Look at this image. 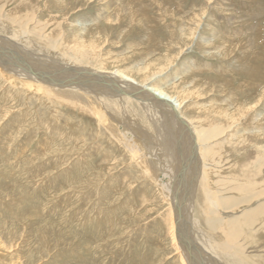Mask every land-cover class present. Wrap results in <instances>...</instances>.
<instances>
[{
	"label": "rangeland",
	"instance_id": "obj_1",
	"mask_svg": "<svg viewBox=\"0 0 264 264\" xmlns=\"http://www.w3.org/2000/svg\"><path fill=\"white\" fill-rule=\"evenodd\" d=\"M0 40V53L156 80L201 162L182 174L188 148L175 131L163 150V118L141 104L126 100V120L25 88L0 61V264H188L182 213L214 262L264 264V0H0Z\"/></svg>",
	"mask_w": 264,
	"mask_h": 264
},
{
	"label": "bare ground",
	"instance_id": "obj_2",
	"mask_svg": "<svg viewBox=\"0 0 264 264\" xmlns=\"http://www.w3.org/2000/svg\"><path fill=\"white\" fill-rule=\"evenodd\" d=\"M8 41H9V39H8ZM1 43L3 44L4 41L0 40V44ZM3 46H6V43H4ZM7 46L8 47H4V49H6V50L9 49L10 53H8L7 51L2 49L6 53H4V52L0 53V61L2 62V65L5 66L6 69H8L9 74L10 73H12V75L16 74L17 77L20 76V78L21 77L23 78V79L22 78L21 79H22V82H23V85L25 86V88L26 87H29V89L34 88V91L38 92V91H41V89H45V88H49L48 91H51L52 86H53V89L55 90V96L57 98L60 97V98L65 99L66 101H70V102L74 101L75 103H76V101L78 103H81V102L83 103V101H85V99L93 98V99L97 100L96 102L99 105H102L103 108L105 107L106 113L107 112L111 113V111L109 112L107 110V107L116 108L117 110H119L121 112L123 111L120 114H122L126 120H127L126 105L128 102L130 103V101H132V102L135 101V102L141 104L140 107H142L144 110L146 109L145 110L146 116L148 115V113H151V114H153L152 117H156L155 115L159 114V117L163 118V126L160 127V129L162 128V132L165 133L162 136V140L160 139L161 140L160 146H162V149L165 146L168 147L167 149H171L172 146L170 143L172 142L173 133L175 131H178L177 132V134H178L177 137L179 138L178 140L181 142V144H183L185 146V147L183 146L184 148H188L186 150L187 151L189 150L188 155L191 156L189 159H187V160H189V162L187 161L186 164H184V165L182 163V165H183V166H181L182 167L181 168L182 174H183V171H185L187 168L189 169V167L191 168V166H193V165H191L192 163L195 162L198 165V163L200 162L199 157H198L199 155L197 156L198 151L196 152V145H195L196 139L193 137L194 132H192V130L188 129L189 126L186 124V122L183 120V118H181L179 116L178 110L181 109V107H182L181 104H179L178 102L176 104L175 99H172L171 97H168L167 95L165 96L164 94L159 92L161 94L160 95L156 90L151 89L149 86H151L153 83H155L156 80H150V81H147L145 84H140V83L136 82L134 79H132L128 76H123L119 73L117 75L116 74H107L106 75V73H102V72L100 73V72L92 70V69L76 68V67L74 68L72 66H69L68 64L64 66L60 62L51 61V59L44 57V56H41V57L38 56L35 58H31V56H33V55H28V53L25 51V48H24V51L26 53L25 52L23 53V52H20L18 50V48H15L14 45L13 46L15 49L10 47V44ZM16 50H18V52H16ZM20 50H21V47H20ZM13 59H14V61H13ZM37 61H42L43 64H41V62L38 63ZM112 96L115 97L116 99H118V102L114 103L113 100H109L110 105L108 106V103H107L108 97H112ZM127 99L129 100L128 102H126ZM105 104L107 107L105 106ZM93 106H95V104ZM130 107L133 108V110L135 109V112H136V107H133L131 105H130ZM100 109L101 108H99V107L96 110L94 108H92V111L94 110L93 115L99 117V115L101 113ZM155 109L157 111H155ZM100 117H102L101 119H104L103 115L102 116L100 115ZM137 117H138V115H137ZM149 119L152 122V123L149 122V123H151L150 125H152V127L154 126L158 130L157 123H159V120L156 121L157 122L156 123L153 120H151V118H149ZM105 122H104V125L106 124ZM142 123H144V122H142ZM151 129H154V128H151ZM156 129L153 132H156L157 131ZM128 136L130 137L129 142H131V145H132L131 147L136 148V146L134 145L136 142L135 141L136 135L130 133ZM145 148H147V147H145ZM140 151H142V150H140ZM193 153H195V154H193ZM165 158H167V155L165 156ZM164 161L161 162L162 165H163ZM173 162H175V161H173ZM179 162L180 161H178V165H179ZM189 163L191 166L189 165ZM171 165H172V163H171ZM176 165H177V163H176ZM196 169L197 168L195 166H193L192 169H190V171L192 172V179L193 180H196L197 175H198V171ZM169 172H171V171L169 170ZM174 174L172 176H174ZM169 175H170V173H169ZM188 176L189 175H187V177ZM172 178L178 179V177L176 175ZM164 180H163V183H164ZM168 181H169V179H168ZM193 182H196V181H193ZM193 184H195V183H193ZM171 185H173V183ZM174 185H175V183H174ZM180 187L181 186H179V190L181 189ZM192 187H193V185H192ZM173 192L171 190V194L169 193L170 194L169 196L171 198L170 200H173L174 207L176 209H181V206L183 205V203L185 204V202H186L185 196H184L185 193L183 194V197H177L176 196L177 192L175 191L174 196H173ZM179 194L181 195V193H179ZM184 209H185V206H184ZM185 210H188V209H185ZM188 212H189V210H188ZM177 216L179 217V219L175 220L177 218L175 216L176 218L174 219L175 221L173 220V224H174V226L176 224V235L178 237V240L180 241L179 244H180L181 249L183 250L184 255H185L183 257V259L185 258V260H187L188 264L204 263V261H202V260H204L203 259L204 255L201 256V258L197 256L198 253H200V252H198L200 247H201L203 254H206L207 256H209V255L211 256L210 257L211 258L210 264L225 263V259L222 260L221 262H219L218 260L216 262H214V259H219V257H217L215 255V253L209 247H205L206 245L205 246H203V244L198 245V243L193 241L194 239L192 236L193 235L192 230L189 228L190 230L188 229V231H186L184 228V224H186V223L184 222L185 219H184L183 213L181 214V216H180V214ZM174 226H173V228H174ZM200 255H202V254L200 253ZM227 263H229V264H243V263L239 262L237 258H229V261H227L225 264H227Z\"/></svg>",
	"mask_w": 264,
	"mask_h": 264
}]
</instances>
